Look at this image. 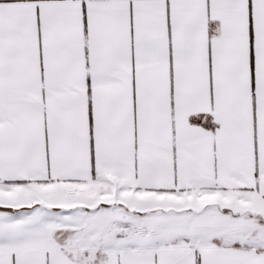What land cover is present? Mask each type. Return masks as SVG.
I'll list each match as a JSON object with an SVG mask.
<instances>
[{
  "label": "snow or ice",
  "instance_id": "snow-or-ice-1",
  "mask_svg": "<svg viewBox=\"0 0 264 264\" xmlns=\"http://www.w3.org/2000/svg\"><path fill=\"white\" fill-rule=\"evenodd\" d=\"M0 264H264V0H0Z\"/></svg>",
  "mask_w": 264,
  "mask_h": 264
}]
</instances>
